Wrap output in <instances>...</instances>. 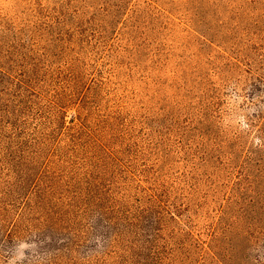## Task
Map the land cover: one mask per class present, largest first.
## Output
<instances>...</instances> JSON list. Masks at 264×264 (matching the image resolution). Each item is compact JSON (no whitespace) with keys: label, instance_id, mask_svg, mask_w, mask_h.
<instances>
[{"label":"rangeland","instance_id":"rangeland-1","mask_svg":"<svg viewBox=\"0 0 264 264\" xmlns=\"http://www.w3.org/2000/svg\"><path fill=\"white\" fill-rule=\"evenodd\" d=\"M0 62V130L79 181L0 264H264V0H0Z\"/></svg>","mask_w":264,"mask_h":264},{"label":"trees","instance_id":"trees-1","mask_svg":"<svg viewBox=\"0 0 264 264\" xmlns=\"http://www.w3.org/2000/svg\"><path fill=\"white\" fill-rule=\"evenodd\" d=\"M12 69L0 62V76L6 78L8 87H17L16 93H22L31 75L24 73L22 77H13ZM22 94L15 97L20 105L28 102V97ZM14 115L16 111L9 116L13 119ZM61 124L63 121L57 124L58 129ZM18 134L0 130V250L13 234H22L24 230L18 228V223L25 220L38 243L56 241L55 236L64 224L76 218L74 211L79 202L76 195L64 197L78 189L79 181L75 175H56L64 172L67 166L61 162L52 165L55 169H47L49 149L46 139L32 144L31 140H23ZM64 198L69 200L66 202ZM67 242L66 246L70 245L71 239Z\"/></svg>","mask_w":264,"mask_h":264}]
</instances>
